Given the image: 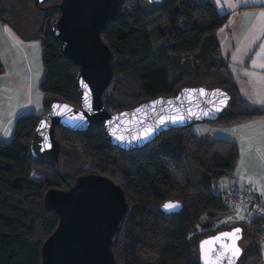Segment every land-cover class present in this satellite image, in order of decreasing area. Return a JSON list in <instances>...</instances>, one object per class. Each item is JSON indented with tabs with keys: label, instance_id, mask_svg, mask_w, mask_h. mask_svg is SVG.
<instances>
[{
	"label": "trees",
	"instance_id": "16d2710c",
	"mask_svg": "<svg viewBox=\"0 0 264 264\" xmlns=\"http://www.w3.org/2000/svg\"><path fill=\"white\" fill-rule=\"evenodd\" d=\"M12 1L23 5V0ZM58 1L43 0L41 7L48 9L41 12L40 31L32 38L40 47L41 111H21L10 137L0 140V264H40L41 245L58 220L45 210L44 195L70 188L85 174L104 176L124 191L128 209L112 247L116 264H199L198 242L224 228L218 221L232 213L222 206L217 181L233 176L239 157L234 142L209 139L192 125L125 151L106 139L100 125L84 132L56 128L57 162L32 155L33 132L50 105H79L77 67L51 34ZM3 6L0 24L5 25L16 11ZM226 23L227 16L219 15L211 0H122L116 19L101 34L112 53V81L102 97L108 111L206 86L231 97L226 111L207 125L258 120L262 111L241 95L228 68ZM168 201L180 203L181 210L162 214L160 206ZM246 224L253 234L238 264H262L256 220Z\"/></svg>",
	"mask_w": 264,
	"mask_h": 264
},
{
	"label": "water",
	"instance_id": "95a60500",
	"mask_svg": "<svg viewBox=\"0 0 264 264\" xmlns=\"http://www.w3.org/2000/svg\"><path fill=\"white\" fill-rule=\"evenodd\" d=\"M42 1L34 3L39 7ZM121 2L59 0L54 4L58 15L51 24V34L62 54L77 67L79 105L74 107L64 101L50 105L33 132L30 142L33 156L58 161L61 145L56 128L84 132L101 125L112 145L133 151L146 147L168 131L195 123H214L226 111L230 94L218 87L203 86L183 88L174 96L159 97L118 113L108 111L102 97L112 81V53L101 34L116 19ZM169 203L177 207L166 209L164 205ZM43 205L58 220L41 245L40 264H116L112 247L128 209L124 191L118 184L101 175L85 174L66 190H48ZM181 207L178 202L168 201L160 206V212L173 215ZM234 232L236 236L229 241L232 236L225 234ZM216 237L223 239L216 241ZM241 239L240 227L203 238L197 244L199 264H226L211 258L212 251L217 249L229 252L235 264L242 253ZM205 241L213 243L202 249Z\"/></svg>",
	"mask_w": 264,
	"mask_h": 264
},
{
	"label": "crops",
	"instance_id": "0c3cea01",
	"mask_svg": "<svg viewBox=\"0 0 264 264\" xmlns=\"http://www.w3.org/2000/svg\"><path fill=\"white\" fill-rule=\"evenodd\" d=\"M211 1L219 15L227 16L224 31L227 37L225 47L228 52L230 73L241 95L253 107L260 109L262 116L249 124L230 127H213L205 124L208 128H200L198 132L209 139H228L238 146L239 157L232 173L233 176L228 177L232 183L222 191L233 185L246 186L253 191L259 203L264 207V0ZM0 25L3 27V35L9 38L8 42L16 58L14 60L13 57H5L9 50H0V54H3L7 64L18 68L17 75H13L17 76V80L12 81L8 87H0V102L3 101L1 97L3 89H9L12 95L11 103L6 104L4 114L0 115V138L8 139L12 133L13 120L16 115L26 109L33 113H40L39 83L42 75L38 79L31 78L29 59L23 49L38 47V41L26 40L27 42L20 44L5 30V25ZM21 51L24 54L22 60L19 58ZM0 67L1 81L5 76L1 61ZM32 83L36 91L31 96ZM236 211L239 210L234 212ZM244 213H247V210ZM250 242L251 239L246 247L250 245ZM262 264H264L263 256Z\"/></svg>",
	"mask_w": 264,
	"mask_h": 264
},
{
	"label": "rangeland",
	"instance_id": "374dc122",
	"mask_svg": "<svg viewBox=\"0 0 264 264\" xmlns=\"http://www.w3.org/2000/svg\"><path fill=\"white\" fill-rule=\"evenodd\" d=\"M148 2V0H144ZM42 3V2H41ZM41 3L39 4V7H37L34 3V0H23V5H15L12 0H1L0 4H4V8L11 9L14 6L13 11H16L14 14H11L10 16H7L5 18L6 24H5V30L14 38L15 41H18L20 44H23L24 42H27L26 40H32L40 31V25H41V12H45L46 10H43L44 8H47V6L41 7ZM0 5V6H1ZM40 8V10H38ZM42 8V9H41ZM43 10V11H41ZM9 38L5 37L3 35V27L0 25V50H9L7 51V54H5V57H13L15 60V53H12V47L8 42ZM25 55L29 59V64L31 67V78L35 77L36 79L39 78V76L42 75V65H41V58H40V50L38 47L33 48H23ZM227 48L225 47V50ZM0 61L3 66L4 71V77L0 81V87H8V85L13 81L15 82L17 80L16 70L18 68H14L12 65L7 64L5 61V58L3 54H0ZM24 56L23 52L21 51V55H19L20 60ZM3 57V59H2ZM27 64V63H26ZM35 84V81L33 82ZM32 83V90H31V96L35 93L36 87ZM206 87V86H203ZM208 88V87H207ZM3 101L0 102V115L4 114L6 110V104H10L12 100V95L9 89H3L2 96ZM35 102V101H34ZM34 102H32L34 104ZM206 123H195L192 128L195 130L196 133H199L198 130L200 128L207 129ZM210 126L215 127V125L210 124ZM221 131V130H220ZM2 137L0 138V140ZM9 141V140H8ZM217 191L223 190L227 188L229 185H231L232 180L228 177L221 178L217 181ZM245 210H247L244 207H241L239 211L233 212L229 215H225L222 219H220L217 223L218 226L220 223L225 224V229L229 228L230 226H239L242 227V239L239 242V246L242 249V252H245L247 249V245L249 243V240L252 238V234L250 236V233L247 231V222L251 219L250 213L247 211V213H244ZM214 232H211L209 235L213 234ZM261 255L264 257V249L261 251Z\"/></svg>",
	"mask_w": 264,
	"mask_h": 264
},
{
	"label": "built area",
	"instance_id": "2783aa9c",
	"mask_svg": "<svg viewBox=\"0 0 264 264\" xmlns=\"http://www.w3.org/2000/svg\"><path fill=\"white\" fill-rule=\"evenodd\" d=\"M221 202L225 211L234 212L241 207L247 209L252 216L250 220H256L259 231V246L264 249V207L259 203L253 191L242 185H233L221 194Z\"/></svg>",
	"mask_w": 264,
	"mask_h": 264
},
{
	"label": "flooded vegetation",
	"instance_id": "af4514ba",
	"mask_svg": "<svg viewBox=\"0 0 264 264\" xmlns=\"http://www.w3.org/2000/svg\"><path fill=\"white\" fill-rule=\"evenodd\" d=\"M237 227H239V226H230L227 229H225V227H224L221 230L215 231L213 234H211V236H213L215 234H218L219 232H222V231L233 230V229H235ZM240 228H242V227H240ZM234 233L236 234V232H234ZM233 237L234 236L230 237V239H228V240L230 241ZM233 253H235V252H233ZM242 254H243V252L241 253L240 257L242 256ZM230 257H231V254L229 252L224 253L220 249H217L216 251H212V253H211V258L213 260L217 261V262H222V263H226V264H234V262H233L234 260L230 259ZM240 257L238 258V260H237V262L235 264H238V261H239Z\"/></svg>",
	"mask_w": 264,
	"mask_h": 264
},
{
	"label": "snow or ice",
	"instance_id": "6c2138e0",
	"mask_svg": "<svg viewBox=\"0 0 264 264\" xmlns=\"http://www.w3.org/2000/svg\"><path fill=\"white\" fill-rule=\"evenodd\" d=\"M201 94H203V93H201ZM137 111H140V110H137ZM164 207H165L166 209H172V208L177 207V206L169 203V204H165ZM238 231H239V230H237V232H238ZM235 235H236L235 233H232V234H225V236H235ZM236 238H238V237H236ZM221 239H223V237H216V238H215L216 241H219V240H221ZM209 243H213V241H205V242H203L202 245H201V248L203 249L204 246H205L206 244H209ZM236 251L238 252L239 250L236 249Z\"/></svg>",
	"mask_w": 264,
	"mask_h": 264
},
{
	"label": "bare ground",
	"instance_id": "6f19581e",
	"mask_svg": "<svg viewBox=\"0 0 264 264\" xmlns=\"http://www.w3.org/2000/svg\"><path fill=\"white\" fill-rule=\"evenodd\" d=\"M38 10H40V8ZM41 11H43V10H41Z\"/></svg>",
	"mask_w": 264,
	"mask_h": 264
}]
</instances>
